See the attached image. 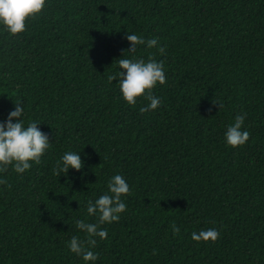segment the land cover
<instances>
[{"label": "trees", "instance_id": "trees-1", "mask_svg": "<svg viewBox=\"0 0 264 264\" xmlns=\"http://www.w3.org/2000/svg\"><path fill=\"white\" fill-rule=\"evenodd\" d=\"M26 27L0 25V122L19 103L51 147L24 173H0V264H264V0H46ZM126 34L159 45L130 52ZM149 55L167 81L141 114L148 101L129 105L108 77ZM244 113L250 139L233 148L224 133ZM66 151L84 166L58 177ZM115 174L132 194L85 262L68 248L86 237L75 221L98 222L88 201ZM208 228L215 242L192 239Z\"/></svg>", "mask_w": 264, "mask_h": 264}, {"label": "clouds", "instance_id": "clouds-1", "mask_svg": "<svg viewBox=\"0 0 264 264\" xmlns=\"http://www.w3.org/2000/svg\"><path fill=\"white\" fill-rule=\"evenodd\" d=\"M46 7V0H0V25L4 30L17 35L27 30L26 21L36 19ZM126 39L130 42V52L136 50L137 45L147 44V47H157L159 41L152 38L145 41L143 37L136 34H126ZM161 55L165 54V47L158 48ZM118 65L121 71L116 75L108 77L112 82L119 77L118 85L123 99L132 106H135L137 99L143 96L148 101L139 111L141 114L156 109L160 104V98L153 94L156 85L165 84L167 81L163 61H157L149 55L147 61L144 59H119ZM213 106L218 105L219 110L223 108L221 101L213 100ZM212 108H209V112ZM24 109L21 104L15 103V109L10 111L6 122H0V173L6 172L11 166L17 173H24L32 167V163L39 164L41 157L51 147L48 133L40 130L38 122L30 121L27 126L20 117ZM246 113L237 114L234 123L229 124L224 133L225 142L233 148L243 146L250 139V132L242 130ZM16 122H13V119ZM84 166V161L79 153L66 151L53 168V174L60 177L67 174L69 168L77 171ZM0 184H7V180L0 178ZM108 192L100 195L95 201L89 200L87 204V214L97 216V223H88L78 219L75 226L86 234L81 240L78 236H72L68 242V248L73 253L82 256L85 262L98 259V253L91 251L96 246V239H107V229L100 228L99 225L105 223L118 222L120 214L126 211V203L122 197L132 194L130 185L120 174L113 175L107 181ZM174 234H179L180 229L175 222L171 224ZM219 231L216 228L202 229L198 233L193 232L191 237L197 242H215L219 238ZM155 254V250L153 252Z\"/></svg>", "mask_w": 264, "mask_h": 264}]
</instances>
